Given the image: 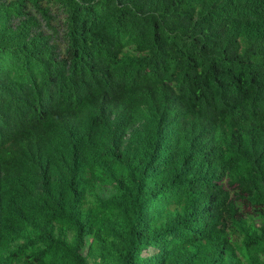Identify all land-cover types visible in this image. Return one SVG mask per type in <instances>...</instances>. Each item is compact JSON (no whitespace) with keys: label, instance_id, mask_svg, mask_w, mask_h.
I'll return each mask as SVG.
<instances>
[{"label":"trees","instance_id":"1","mask_svg":"<svg viewBox=\"0 0 264 264\" xmlns=\"http://www.w3.org/2000/svg\"><path fill=\"white\" fill-rule=\"evenodd\" d=\"M0 264H264V0H0Z\"/></svg>","mask_w":264,"mask_h":264},{"label":"rangeland","instance_id":"2","mask_svg":"<svg viewBox=\"0 0 264 264\" xmlns=\"http://www.w3.org/2000/svg\"><path fill=\"white\" fill-rule=\"evenodd\" d=\"M154 251V248H151V252H153Z\"/></svg>","mask_w":264,"mask_h":264}]
</instances>
